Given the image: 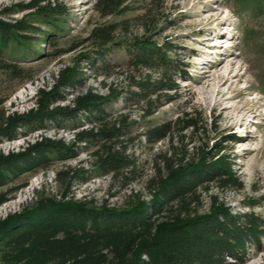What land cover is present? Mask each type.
Wrapping results in <instances>:
<instances>
[{"label": "rangeland", "instance_id": "1", "mask_svg": "<svg viewBox=\"0 0 264 264\" xmlns=\"http://www.w3.org/2000/svg\"><path fill=\"white\" fill-rule=\"evenodd\" d=\"M29 2L0 0V18L33 25L24 31L27 41L0 49V116L36 108L38 89L49 90L61 70L78 65L83 85L74 90L93 88L108 97V120L126 118L125 141L137 159L139 178L122 188L111 175L97 173L98 144L92 143L76 156L55 159L47 169L24 173L0 188L11 190L10 200L0 206V219L43 196L61 198L66 185L56 173L69 167L93 171L89 181L72 187L74 201L120 207L134 199L132 194L149 200L144 182L155 174L156 157L173 149L185 154L184 162L227 158L238 184L213 182L200 189L194 214L223 207L233 215L252 212L264 218V0H127L110 15L101 12L99 0H48L45 6L54 9L46 15L49 21L37 9L19 10L18 4ZM97 28L111 29L110 41L96 39ZM147 39L168 49L166 68L131 61L133 43ZM166 69L173 74L175 89L138 103L132 96L136 82L160 77ZM177 118H193L197 125H177L157 143L146 141L148 126ZM77 123L79 129L99 125L85 114ZM76 130L72 123L64 129L53 123L46 129L25 128L14 139L5 138L0 152L22 150L42 135L71 143ZM261 235L260 244L246 243L242 264H264V228Z\"/></svg>", "mask_w": 264, "mask_h": 264}, {"label": "trees", "instance_id": "2", "mask_svg": "<svg viewBox=\"0 0 264 264\" xmlns=\"http://www.w3.org/2000/svg\"><path fill=\"white\" fill-rule=\"evenodd\" d=\"M126 1L99 0V6L104 15H110L121 11ZM44 3L48 0L18 5L19 10L37 9L49 21L46 15L54 9ZM31 26L24 19L0 18V49L27 41L24 31ZM111 31L97 28L95 38L110 41ZM155 44L149 39L135 41L134 49L129 50L133 64L166 68L168 49ZM166 70L160 77L136 82L132 96L138 97V103L175 89L173 74ZM83 75L78 65L61 70L49 90L38 89L36 108L23 114H1L0 143L14 139L25 128L46 129L49 123L59 129L72 123L78 130L71 143L42 135L22 150L0 152V188L24 173L47 169L55 159L76 156L92 143L98 144L94 151L97 173L111 175L113 183L119 181L122 188L138 180L137 159L128 153L125 141L126 118L108 120V97L93 88L75 91L83 85ZM152 113L148 111V115ZM80 114L99 125L79 129ZM181 124L189 128L197 122L193 118L165 121L148 126L143 136L154 144ZM178 153L173 149L170 155L165 152L156 157L155 174L144 182L149 200L132 194L134 199L120 207L97 206L94 200L74 201L72 187L89 181L92 170L69 167L58 171L56 178L66 185L61 198L43 196L0 219V264H242L246 243L260 242L264 218L252 212L233 215L223 207L210 214H194L192 206L200 203V189L213 182L238 184L229 172L227 158L184 162L185 154ZM10 191H0V206L10 200Z\"/></svg>", "mask_w": 264, "mask_h": 264}, {"label": "bare ground", "instance_id": "3", "mask_svg": "<svg viewBox=\"0 0 264 264\" xmlns=\"http://www.w3.org/2000/svg\"><path fill=\"white\" fill-rule=\"evenodd\" d=\"M210 15H211V14H210ZM221 64H222V63H219L218 66H216V69L219 68V67L221 66ZM231 65H232V63H231ZM210 72H211V71H210ZM210 72L208 71V73L206 74V76H207ZM223 79H226V80H227L228 77L226 78V77L223 76Z\"/></svg>", "mask_w": 264, "mask_h": 264}]
</instances>
